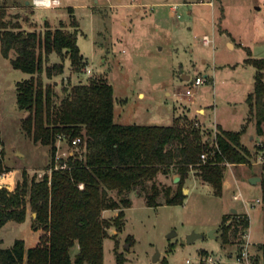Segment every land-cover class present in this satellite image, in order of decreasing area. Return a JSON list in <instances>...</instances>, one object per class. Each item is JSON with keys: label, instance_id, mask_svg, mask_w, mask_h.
I'll return each mask as SVG.
<instances>
[{"label": "rangeland", "instance_id": "obj_1", "mask_svg": "<svg viewBox=\"0 0 264 264\" xmlns=\"http://www.w3.org/2000/svg\"><path fill=\"white\" fill-rule=\"evenodd\" d=\"M95 1L59 0L56 6L37 7L32 0H0V5H9L6 19L42 33L48 21L56 25L60 20L72 32V17L77 19L81 28L76 30L77 43L87 59L86 68L79 75L73 73L65 59L62 75L48 79L43 74V80L55 81L59 90L68 83H86L91 76L105 77L113 87L116 121L122 124L170 126L180 116L199 122L211 135L217 127L238 131L245 125L246 97L253 91L256 72L245 60L264 58V0H153L169 5L141 7L139 11V0H104L109 5ZM173 5L176 15L169 12ZM204 35L211 40L208 45L202 43ZM50 61L61 62L55 53ZM183 74L189 79L206 76V81L189 96L185 93L189 79L184 80ZM30 76L13 68L0 51L1 147L4 163L12 169L0 174V188L7 190L15 188L22 170L30 177H40L51 162L49 147L33 142L22 129L26 113L17 107L16 86ZM253 130V121H248L241 137L252 153L251 160L226 166L221 196H216L209 184L193 178L187 179L190 191L184 193L181 205L161 201L157 207H149L144 197L131 195L122 231L110 228L111 237L103 242L104 264H115L114 247L126 258L125 264H264L261 181L252 184L249 179L254 174L264 177V164L258 162V156L264 155L258 149L263 137ZM249 132L255 135L253 143ZM81 150L61 140L55 155L66 158ZM157 181L172 183L162 175ZM232 209L247 211L250 228L230 236L224 244L219 241L223 216L230 217ZM114 212L104 211L103 217ZM231 219L235 223L243 218ZM31 224L28 214L24 222L2 226L0 247H10L16 239H25L32 247L30 238L38 234ZM40 230V237H44V230ZM212 231L214 237L210 236ZM193 234L198 236L188 241ZM77 249L76 244L72 256Z\"/></svg>", "mask_w": 264, "mask_h": 264}, {"label": "trees", "instance_id": "obj_2", "mask_svg": "<svg viewBox=\"0 0 264 264\" xmlns=\"http://www.w3.org/2000/svg\"><path fill=\"white\" fill-rule=\"evenodd\" d=\"M8 8L6 2L0 5V51L13 68L31 75L16 86L17 107L26 113L22 129L33 142L49 147L51 162L42 176L30 177L22 170L13 190L0 188V228L9 221L24 222L30 211L35 213L32 229L45 232L34 247L26 248L23 239L0 247V264H104L103 242L111 237L110 228L122 231L131 195L144 197L149 207L161 201L181 205L185 180L194 174L221 196L226 166L251 160V151L241 142L251 120L263 137L258 149L264 151V58L245 60L256 72L253 91L246 97L248 120L238 131L217 127L211 135L199 122L180 116L170 126L123 125L114 120L113 87L105 77L91 76L86 83H68L59 90L55 81L43 80V74L48 79L62 75L65 59L73 73L86 68L77 44V21L72 17V32L63 24L46 26L43 33L27 31L6 19ZM53 52L61 62L48 64ZM75 137L81 138V152L57 163L59 138L71 145ZM1 144L0 131V174L12 170L4 163ZM159 175L178 176L179 181L162 185ZM261 190L264 208V177ZM107 210L117 214L103 217ZM241 216L233 223L231 218ZM222 223L226 244L230 236L248 230L250 221L247 215L232 213ZM114 255L115 264L126 263L115 247Z\"/></svg>", "mask_w": 264, "mask_h": 264}, {"label": "crops", "instance_id": "obj_3", "mask_svg": "<svg viewBox=\"0 0 264 264\" xmlns=\"http://www.w3.org/2000/svg\"><path fill=\"white\" fill-rule=\"evenodd\" d=\"M97 2L99 1V0H96ZM95 1V2H96ZM112 1V0H111ZM120 1V0H119ZM106 1H104L103 0V3H104V5H109V3L108 4H106L105 3ZM107 2H110V0H108ZM139 3H140V5H139V7H137L136 8V11H139L140 10V8L141 7H148V6H155V7H164V6H168L169 5V2H153V0H139ZM183 3H186V2H183ZM111 5V4H110ZM14 8V7H13ZM71 8H73V7H71ZM70 11H72V10H70ZM169 12H172L173 14H175L176 15V13L177 12H175L174 10H172V7H170L169 8ZM73 16L75 17V15H74V13H73ZM46 19V18H45ZM47 20V19H46ZM48 21V20H47ZM76 21H77V19H76ZM34 23H35V21H33ZM36 24V23H35ZM49 24V25H48ZM48 24H44V31L46 30V26H50V28L51 29H55V28H57L60 24H63L64 25V21L63 20H60L59 22H58V24H51V23H49V21H48ZM77 24H78V27H77V29L78 30H81V28H80V25H79V22L77 21ZM37 25V24H36ZM65 26V25H64ZM24 30H27V31H36V29L34 30V29H25L24 27H22ZM38 31H40V32H42L43 30H37V32ZM81 33H83L82 31H81ZM78 44V43H77ZM79 46V45H78ZM79 49H80V47H79ZM54 53V52H53ZM53 53H51L50 55H49V62H48V64H53V63H51V61H50V56L53 54ZM56 54V53H55ZM86 71V70H85ZM184 75V74H183ZM183 77V76H182ZM80 78H82V77H80ZM184 79V78H183ZM185 80V79H184ZM142 93H139V96L141 95ZM176 118V117H175ZM114 120H115V122L116 123H118V124H122V123H120L119 121H116V116H115V112H114ZM253 124H254V122H253ZM123 125H128V124H123ZM254 127H255V125H254ZM224 130H227V129H225L224 128ZM253 131H255L256 132V127H255V130H253ZM249 139H250V141H252L251 143H253V140H254V138H255V135L253 134V133H251V132H249ZM256 136H259V137H262L261 135H259L257 132H256ZM244 144V143H243ZM247 147V146H246ZM248 148V147H247ZM162 176H164V175H162ZM256 175L254 174L253 176H250L249 177V179L250 178H252V177H255ZM165 177V179H168V178H171V181H172V183L171 184H168V185H174V184H176L175 182H174V178L176 177V176H172V177H166V176H164ZM235 177H236V175H235ZM189 178H193L194 180H196V181H199V182H201V183H205V182H203L199 177H197L196 175H194V174H190L189 175V177L187 178V179H189ZM260 178V177H259ZM187 179L185 180V185H186V187L187 188H183V189H186L187 190V193H189V191H190V189H189V187L187 186ZM236 179V182L237 181H239L238 180V178L236 177L235 178ZM260 179H262V178H260ZM225 182H223V184H224ZM11 184L13 185L14 184V182H12L11 181ZM238 184V183H237ZM260 184H261V182H260ZM237 198V195H235V194H233V198L234 199H236ZM243 208V207H242ZM244 208H246V207H244ZM236 210V213L238 212V213H242V215H247L248 216V218H249V221H250V217H249V215L247 214V211L245 210V211H239V210H237V209H235ZM232 213V212H231ZM235 213V214H236ZM28 214L30 215V216H32V217H34V213H31L30 211H28ZM27 214V215H28ZM117 214V212H114V214L113 215H111L110 217H113V216H115ZM228 215L229 214H225L224 216H223V218H227L228 217ZM241 215V214H240ZM108 218V217H107ZM9 222H11V221H9ZM9 222H7L6 224H8ZM5 224V225H6ZM4 225V226H5ZM249 228H250V224H249ZM248 228V229H249ZM41 230L39 229V230H36L35 231V233H37L38 235L36 236H33V237H31L30 239H31V246L32 247H34V246H36L37 244H38V242H39V238H40V232ZM246 234H247V232H246ZM24 240V242H25V246H26V248H29L27 245H26V240L25 239H23ZM0 241H2V240H0ZM0 245H2V243L0 242Z\"/></svg>", "mask_w": 264, "mask_h": 264}, {"label": "built area", "instance_id": "obj_4", "mask_svg": "<svg viewBox=\"0 0 264 264\" xmlns=\"http://www.w3.org/2000/svg\"><path fill=\"white\" fill-rule=\"evenodd\" d=\"M130 1L132 3H136L138 0H130ZM59 3H60L59 0H48V3H46L45 0H32V4L34 6H37V7H40V6H43V7L56 6V5H59ZM172 10H174L176 12V5L172 6ZM201 40H202V43L205 45H208L211 42V40L209 39V37L207 35H204L201 38ZM87 72L88 73L90 72L89 69L87 70ZM205 81H206V76H195L193 79H189L187 81V85L190 84V86H187L185 93L189 96L193 95L195 93V89L198 88L200 85L204 84ZM61 140H62V138H59L58 142H60ZM80 144H81V138L80 137H75L71 141V145L73 147L77 148V147H79ZM205 157H206L205 154L201 155L202 159H205ZM55 158H56V161L58 163V161H60V159L63 157L57 156ZM258 162L264 164V155L263 154L258 156ZM57 167H58V164H57ZM61 167L64 168L65 165H62ZM0 177H1V175H0ZM243 255L245 256L246 252H243Z\"/></svg>", "mask_w": 264, "mask_h": 264}, {"label": "water", "instance_id": "obj_5", "mask_svg": "<svg viewBox=\"0 0 264 264\" xmlns=\"http://www.w3.org/2000/svg\"><path fill=\"white\" fill-rule=\"evenodd\" d=\"M26 4H29V1H27ZM183 78H184L185 80H188V79H189V75H183ZM18 154H21V153H18ZM178 181H179V177L176 176V177L174 178V182L177 183ZM260 181H261V179H260L259 177H252V178H250V183H252V184H255V183L260 182ZM186 192H187V190H186V189H183V193H186ZM232 213L235 214V213H236V210H235V209H232ZM33 215L35 216V213H34ZM229 223H230V222L227 223V226L229 225ZM196 236H198V235H196V234L191 235V236L189 237L188 241H191V239H192L193 237H196ZM210 236H211V237H214V231L210 232ZM219 241L222 242V239L219 238ZM126 248H127V246H126ZM158 256H159V253L157 252L156 255H155V257H154V261L157 259Z\"/></svg>", "mask_w": 264, "mask_h": 264}, {"label": "bare ground", "instance_id": "obj_6", "mask_svg": "<svg viewBox=\"0 0 264 264\" xmlns=\"http://www.w3.org/2000/svg\"><path fill=\"white\" fill-rule=\"evenodd\" d=\"M46 3H48V0H45Z\"/></svg>", "mask_w": 264, "mask_h": 264}]
</instances>
